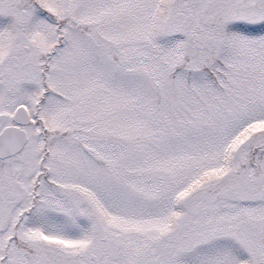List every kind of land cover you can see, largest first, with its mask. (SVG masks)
<instances>
[{
    "label": "snow or ice",
    "instance_id": "6c2138e0",
    "mask_svg": "<svg viewBox=\"0 0 264 264\" xmlns=\"http://www.w3.org/2000/svg\"><path fill=\"white\" fill-rule=\"evenodd\" d=\"M0 264H264V0H0Z\"/></svg>",
    "mask_w": 264,
    "mask_h": 264
}]
</instances>
